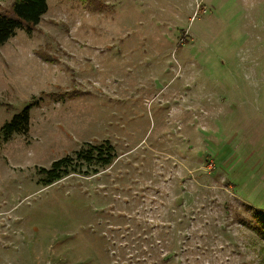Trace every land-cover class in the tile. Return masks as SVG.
<instances>
[{"label": "rangeland", "instance_id": "1", "mask_svg": "<svg viewBox=\"0 0 264 264\" xmlns=\"http://www.w3.org/2000/svg\"><path fill=\"white\" fill-rule=\"evenodd\" d=\"M47 7L0 46V129L37 101L0 132V264H264V0Z\"/></svg>", "mask_w": 264, "mask_h": 264}, {"label": "trees", "instance_id": "2", "mask_svg": "<svg viewBox=\"0 0 264 264\" xmlns=\"http://www.w3.org/2000/svg\"><path fill=\"white\" fill-rule=\"evenodd\" d=\"M85 1V0H80ZM47 0H11L9 5H0V46L6 43L15 35L17 30H22L26 35L31 36L37 30V25L43 15L47 12ZM40 55V53H39ZM41 57L45 54L41 53ZM41 99H38L40 101ZM37 101H32L22 111L14 114L12 118L5 122L1 129V140L7 142L14 134L25 135L29 130L30 108L35 106ZM116 158L114 149L109 141L101 145L87 144V149H82L75 153V157L66 156L51 163L50 168H41L39 173L44 176L43 183L50 185L62 179L76 168L82 165L109 166ZM261 219L264 220V212L257 210ZM258 235L264 237V225L262 228L247 225Z\"/></svg>", "mask_w": 264, "mask_h": 264}]
</instances>
